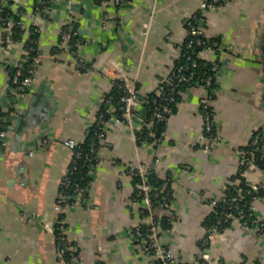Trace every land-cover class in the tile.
<instances>
[{
  "label": "crops",
  "instance_id": "obj_1",
  "mask_svg": "<svg viewBox=\"0 0 264 264\" xmlns=\"http://www.w3.org/2000/svg\"><path fill=\"white\" fill-rule=\"evenodd\" d=\"M5 1L2 7L22 13L25 33L4 49L0 24V110L8 126L0 147V264H66L56 255L54 209L73 156L65 142L85 140L115 80L138 98L134 121L108 120L86 204L65 209L68 238L85 264H151L132 235L143 208L131 200L137 184L122 173L146 164L171 194L169 209L153 208L160 220L169 219L164 245L183 264L195 260L215 211L211 202L238 174L240 150L264 128V0H232L205 14L204 35L220 43L201 54L220 63L210 102L219 142L210 152L199 144L207 97L201 85L181 91L156 138L135 139L140 129L152 128L149 95L168 76L186 41L187 22L204 0H128L120 6L51 0L45 14L35 12L36 0ZM31 27L38 31L35 82L15 100L12 67L26 53ZM66 27L78 42L71 36L58 48ZM77 57L85 68L76 66ZM241 174L264 188V169ZM255 205L264 219V196ZM209 264H264V233L234 219L214 238Z\"/></svg>",
  "mask_w": 264,
  "mask_h": 264
},
{
  "label": "built area",
  "instance_id": "obj_2",
  "mask_svg": "<svg viewBox=\"0 0 264 264\" xmlns=\"http://www.w3.org/2000/svg\"><path fill=\"white\" fill-rule=\"evenodd\" d=\"M115 5L120 6L128 0H110ZM232 0H204L199 9L193 14L187 22V43L186 50L180 51L179 56L174 61L168 76L160 81L155 89V93L163 103L157 105L154 109V117L158 122H167L168 118L173 114L172 107L178 104L177 96L181 93V86L201 85L207 91V97L202 101L201 113L203 118L202 134L199 138V144L206 152L212 151L219 142L217 127L213 120V112L210 102L214 97L215 88L218 83L220 63L218 60L206 61L210 64V74L200 83L196 81V76L191 68L196 67L199 60H203L201 54L205 51H216L220 48L217 40H209L204 35L203 24L205 14L221 5L231 2ZM1 4H5V0H0ZM38 4L35 9L36 13L45 14L47 11V0H36ZM51 1H49L50 5ZM45 6L44 9L40 8ZM0 24L2 25L1 45L3 48L11 46L15 40L13 38L14 29H24L22 13L19 18L3 17L0 11ZM74 35L71 28H64L61 32L59 45L62 47L68 42L70 37ZM195 46L200 49H196ZM74 52V51H73ZM26 52L20 62L12 67V96L15 100L21 99L29 91V88L35 82V64L36 58L29 69H24V63L27 61ZM185 58L186 62L181 63L179 59ZM205 61V60H203ZM76 66L85 68L83 60L76 58ZM125 93L120 96L118 107L112 104V98H107L104 102V111L98 112L94 124L99 131L94 136L99 143L104 139L106 134V125L108 120H112L117 124L132 125L134 121V109L138 104V98L133 91L124 90ZM120 115L117 116L116 112ZM105 115H110L109 119H104ZM90 130V129H89ZM141 130V129H140ZM8 132V126L4 121V115L0 110V147L4 145ZM90 132V131H88ZM135 139L138 137L135 134ZM66 145L72 150L73 156L69 167L64 172L59 192L55 202V211L57 214L55 222V249L57 258L66 264H85L80 255L77 246L68 238V226L64 218L65 209L77 202L86 204L87 192L92 179L97 159L88 158V154L82 151V142H74L68 140ZM96 142L91 144L90 151L96 150ZM79 161L82 162L79 165ZM155 162H158L156 159ZM260 163L263 167L260 168ZM85 168V173L81 174L78 179L73 180V175L79 170ZM255 168L264 169V128L254 132L250 144L239 152V170L240 175L244 169ZM126 176L133 179L135 176L140 178L137 185V193L132 197V202H141L143 208L140 211L141 222L134 226L132 235L142 254L150 258L151 264H183L176 259L173 253L164 245V231L160 223V219L153 212L154 204L169 209L170 191L155 188L149 181L152 174L151 168L146 164H140L136 169H126L122 172ZM242 175V174H241ZM246 182V189L238 187L236 194L227 196L229 186H240V178L233 177L223 188V195L220 199L211 202L214 206V218L211 223L206 225V233L201 241V252L197 258L186 264H209L211 244L218 233L229 226L234 219L244 229L252 230L256 233H264V219L257 213L255 202L258 199V187L250 182ZM220 207V208H219ZM219 208V209H218Z\"/></svg>",
  "mask_w": 264,
  "mask_h": 264
},
{
  "label": "trees",
  "instance_id": "obj_3",
  "mask_svg": "<svg viewBox=\"0 0 264 264\" xmlns=\"http://www.w3.org/2000/svg\"><path fill=\"white\" fill-rule=\"evenodd\" d=\"M48 1V4L46 5V9H48L49 7V1L51 0H47ZM96 2H102V1H107V0H95ZM38 4L35 3V9L37 8ZM0 8L2 10L1 14L3 15V17H12L14 19H18L19 18V13H14L12 12V10L9 8V7H2V4L0 3ZM42 9L45 8V6H42L40 7ZM13 38L15 41L19 40L21 38V36L25 33V29H14L13 31ZM37 40H38V31L35 27H31L29 29V37L28 39L25 41V44H24V47L26 49V52L28 53L27 55V61L24 63V69L27 70L30 68V66L32 65L33 63V59L36 58L37 56V53H38V50H37ZM71 43L74 44V42H78V38L77 36H72L71 37ZM186 43H187V40L185 41V43L183 44L182 46V50H186ZM59 48V47H58ZM196 49H200L199 47L195 46ZM179 61L181 63H185L186 60L184 57H182L181 59H179ZM189 71H193L195 73V76H196V81H199L200 83H203L201 82L204 78H206L211 72H210V64L206 61H203V60H199L197 62V65L196 67L194 68H191ZM13 72V70H12ZM189 86H187V84L185 85H182L180 88H181V91L188 88ZM124 85L121 81H118V80H115L113 82V89L112 91L107 95L106 99L107 98H112V104L115 105V107L117 106L118 107V101H119V98L121 95H123L125 93L124 91ZM179 96L180 94L177 96V99L179 100ZM163 103V101L160 99V97H158L155 93V91L149 95V98H148V102H147V108H148V111H147V116H146V121L147 122H152V128L151 129H147L146 127L145 128H142L140 131L136 132V136L138 137V139L136 140L137 142L139 141H142V140H149L151 141L152 138L149 136L150 133H154L155 134V138L159 135L160 131L162 130L163 126L165 125V122H158L155 117H154V109L157 105ZM105 104H102V107H101V110L99 112H102L104 111V106ZM176 106H173L172 107V113H174L176 111ZM116 115L119 116L120 113L119 111L116 112ZM110 117V115H105L104 116V119L108 120ZM90 132L87 133L86 137H85V140H84V143L82 145V151L86 154H88V158H91L92 160L93 159H97L96 158V150L94 153H92L90 151L91 149V144L95 141L96 142V149L98 147V140L95 138L94 134L95 132L99 131L97 129V126L95 124H93L89 130ZM247 147V146H246ZM245 147V148H246ZM82 162L79 161V165H81ZM260 168L263 167V163H260ZM85 173V168L84 169H81L79 170L78 173H75L73 175V180L75 181V179L81 175V174H84ZM238 178H240L241 180V184L240 186H229L228 190H227V196L230 197V196H233L236 194V189L238 187H241L243 189H246V182H245V179L243 178V176L240 174H237L236 175ZM235 176V177H236ZM134 182H136V184L138 185V183L140 182V178L138 176H135L133 179H132ZM149 181L150 183L155 187V188H158V189H161V183L159 181H157L153 175V173L150 175L149 177ZM168 190V189H166ZM137 193V189L134 193V195H136ZM133 195V196H134ZM156 204H154L155 206ZM220 208V207H219ZM218 208V209H219ZM214 214L212 216H210L207 221H206V225L211 223L213 218H214ZM160 223H161V226L163 229H168L169 228V219L167 218H163L160 220Z\"/></svg>",
  "mask_w": 264,
  "mask_h": 264
},
{
  "label": "water",
  "instance_id": "obj_4",
  "mask_svg": "<svg viewBox=\"0 0 264 264\" xmlns=\"http://www.w3.org/2000/svg\"><path fill=\"white\" fill-rule=\"evenodd\" d=\"M257 194L259 196H264V188L263 187H259L258 190H257Z\"/></svg>",
  "mask_w": 264,
  "mask_h": 264
}]
</instances>
